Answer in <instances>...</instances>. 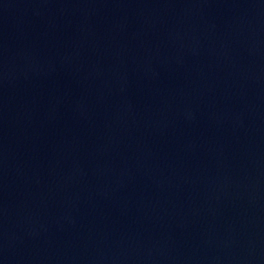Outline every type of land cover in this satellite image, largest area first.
<instances>
[{"label":"water","instance_id":"water-1","mask_svg":"<svg viewBox=\"0 0 264 264\" xmlns=\"http://www.w3.org/2000/svg\"><path fill=\"white\" fill-rule=\"evenodd\" d=\"M0 264H264V0H0Z\"/></svg>","mask_w":264,"mask_h":264}]
</instances>
